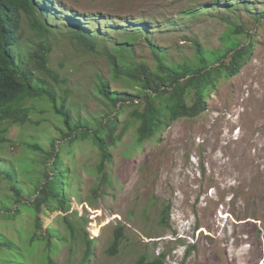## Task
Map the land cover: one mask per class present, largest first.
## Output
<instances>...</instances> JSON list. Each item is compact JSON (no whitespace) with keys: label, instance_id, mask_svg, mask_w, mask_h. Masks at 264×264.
Here are the masks:
<instances>
[{"label":"rangeland","instance_id":"374dc122","mask_svg":"<svg viewBox=\"0 0 264 264\" xmlns=\"http://www.w3.org/2000/svg\"><path fill=\"white\" fill-rule=\"evenodd\" d=\"M214 1L50 0L55 14L45 16L51 29L45 35L35 31L23 15L20 46L24 57L17 60L30 62L29 69L50 84L59 105L70 107L75 119L81 116L90 122H101L111 111L93 91L97 75L110 83L112 92L132 95L136 89L124 78L114 77L110 56L117 54V42H105L97 36L96 47L79 42L65 19L71 17L66 10L82 16L83 25L99 30L108 40L119 41L122 29L149 23L152 40L168 51L171 65L194 59L195 40L208 52L226 49L224 37L238 25L247 34L232 37L246 43L252 33L256 44L250 64L238 77L219 83L201 117L180 120L142 146L137 127L128 131L112 149L113 160L106 169L112 181L108 187L112 188L104 198L97 199L93 192L101 178L97 174L98 149L91 142L67 145L59 132L64 125L48 101L26 103L31 121L11 129L14 142L0 146V166L15 168L19 160L28 171L32 157L25 143L40 142L48 152L53 151L52 138L62 144L68 187L72 182V207L70 226L62 219L56 222L55 228L68 242L59 247L53 264H82L88 239L94 243V256L88 264H139L143 257L149 260L163 254L167 256L165 264H264V20L256 17L264 13V0H240L245 5H233L231 11L221 6L218 10L202 9ZM219 1L224 4L230 0ZM189 10L197 16L186 17ZM114 23L121 29L113 28ZM41 44L51 48L48 69L53 74L42 69L33 56ZM125 60L133 65L145 63L151 69L156 64L142 39L135 43L134 56L127 55ZM130 122L128 111L120 119V128ZM34 177L32 173L28 178ZM17 178L22 187L32 186ZM9 187L0 176V198L14 210ZM166 206L170 207V219L164 224ZM34 222V216L23 212L3 232L17 243L22 236L23 244L32 228L35 230ZM5 223L8 225L0 216L1 227ZM119 229L125 239L117 254L111 255ZM192 246L195 250L186 257ZM49 256L40 246L32 264H48Z\"/></svg>","mask_w":264,"mask_h":264},{"label":"trees","instance_id":"16d2710c","mask_svg":"<svg viewBox=\"0 0 264 264\" xmlns=\"http://www.w3.org/2000/svg\"><path fill=\"white\" fill-rule=\"evenodd\" d=\"M36 1V0H35ZM0 0V146L10 145L14 142L10 134L15 126H25L30 119V109L26 103L48 101L56 117L62 121L64 129H59L60 137L67 141V145L74 147L77 144L91 142L99 151L100 164L97 167L100 181L94 194L99 198L107 195L112 187V181L106 171L108 164L113 160L112 149L116 147L128 133L136 126L138 144L157 139L172 124L183 120L199 118L208 111V101L211 94L218 88L222 80L238 77L243 69L250 64L256 44L254 34H248L249 41L241 43L233 35L247 34L243 26L233 27L231 33L225 35L226 49L216 52L205 51L198 40L193 42L194 59L184 60L181 63L169 64L168 51L160 48L151 38L153 28L149 23L143 22L135 25L132 30L124 28L121 39H106L99 30L91 31L80 20L82 16L71 15L66 10L65 18L71 23L73 37L79 42L96 47L95 37L105 42H117V54H111V64L116 80L124 78L129 85L136 89L135 94L112 92L110 83L97 75L93 91L102 97L110 112L101 122L87 121L81 116L74 118L70 107L59 105L55 90L46 81L39 79L29 69L30 62H21L17 57H24L20 46L22 18L26 14L30 19L31 27L42 35L51 32L45 24L46 18L54 16L55 11L50 0ZM237 1V2H235ZM219 0L205 6L203 10H218V7L231 11L235 6L243 4L240 0ZM233 2V3H228ZM235 5V6H233ZM63 10L60 5H56ZM255 10V9H252ZM186 17H196L197 13L189 10L184 13ZM258 20H264V13H257ZM89 21V20H88ZM112 26V25H111ZM113 28L117 29L116 23ZM112 30V29H111ZM143 40L151 49L155 57L154 67L149 68L145 63L127 62V55L135 52V43ZM40 51H35L34 58L39 66L48 73L49 54L51 48L44 44L39 45ZM119 57L123 60H119ZM129 111L130 123L120 128L121 117ZM97 122V123H96ZM57 138L50 140L53 151L48 152L40 142L25 143L28 156L32 157L28 164V171L18 160L17 167L0 166V176L10 183L11 201L16 209L11 210L7 201L0 198V216L5 217L4 227L0 225V264H32L40 246L49 252L46 258L48 264H53V256L59 247L65 246L68 240L55 228L58 219L70 226L68 215L71 212L72 200L70 198L71 184L68 187L67 170L64 167L62 144H56ZM75 143V144H73ZM66 145V146H67ZM60 147V148H59ZM1 153V152H0ZM36 156L38 157L36 159ZM34 165L37 167L33 168ZM36 169V171H34ZM35 173L33 179L28 177ZM20 176L32 186L22 187V182L15 179ZM71 178V176H70ZM14 180V181H13ZM13 199V200H12ZM27 212L35 217L34 228L30 237L22 244L17 243L3 230L17 222ZM170 219V207L163 211L162 222L167 224ZM73 235L75 230L72 228ZM259 236V231L257 232ZM125 239L123 230L116 231L115 240L111 248V255L117 254L122 240ZM94 243L88 239V246L83 256L82 264H88L94 256ZM195 246L187 250L186 257L192 254ZM166 254L154 259H143L139 264H165ZM45 258H43V261Z\"/></svg>","mask_w":264,"mask_h":264}]
</instances>
